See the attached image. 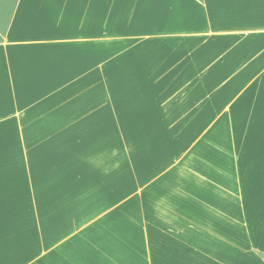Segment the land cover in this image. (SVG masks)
I'll return each instance as SVG.
<instances>
[{"label": "crops", "instance_id": "1", "mask_svg": "<svg viewBox=\"0 0 264 264\" xmlns=\"http://www.w3.org/2000/svg\"><path fill=\"white\" fill-rule=\"evenodd\" d=\"M0 264H264V0H0Z\"/></svg>", "mask_w": 264, "mask_h": 264}, {"label": "rangeland", "instance_id": "2", "mask_svg": "<svg viewBox=\"0 0 264 264\" xmlns=\"http://www.w3.org/2000/svg\"><path fill=\"white\" fill-rule=\"evenodd\" d=\"M83 68L85 69V68H87V66H83ZM82 85H83V87H85L84 86V83H86V85H88L90 82H80ZM196 84H197V82H195ZM198 84H199V82H198ZM195 88H199V85H196V87ZM53 131V130H52ZM73 131V130H72ZM199 131V130H198ZM56 132H49V134L47 135V136H52V135H56L55 134ZM217 134V130H216V133H214V135H216Z\"/></svg>", "mask_w": 264, "mask_h": 264}]
</instances>
